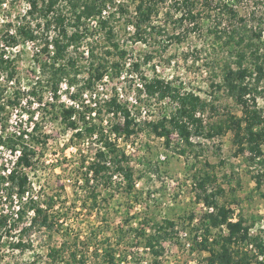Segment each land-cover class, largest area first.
Instances as JSON below:
<instances>
[{
  "label": "rangeland",
  "instance_id": "1",
  "mask_svg": "<svg viewBox=\"0 0 264 264\" xmlns=\"http://www.w3.org/2000/svg\"><path fill=\"white\" fill-rule=\"evenodd\" d=\"M30 7L29 0H0V32L4 33L9 25L12 29L25 22L35 25L37 14H29ZM259 7L249 6L243 1L241 13L250 22L249 31L257 20L253 17L254 11L255 16L264 17V6ZM176 17L178 14L174 17L161 14L155 21L161 28L153 30L149 41L143 42L132 39L133 29L126 26V15L117 14L114 20L116 39L123 49H127V55L121 60L119 74L113 70V74L102 84L132 91L136 83L135 76H132L135 72L126 61H139L143 75L172 81L182 90L194 91L212 102L216 109H206L203 114L205 124L225 117L228 111L240 115L241 108L228 91L214 86L222 83L227 64L236 65L235 49L227 44L224 28L229 19L212 14L204 16L200 26H193L188 21L184 24L175 22ZM89 27L87 37L78 50L70 48L82 68L76 82L71 81L73 71L61 80L57 91L52 88L54 80L50 64L55 48L51 46V53H47L43 47L46 36L55 33L54 27L48 32L40 29L35 41H21L11 48L17 66L16 74L12 79L6 74L0 75V85L5 89L0 101L6 103L5 109L0 111V133L11 135L16 128L26 127V117L38 122V133L43 142L38 145L33 167L28 170L31 191L38 195L39 201L47 204L53 198L55 203L50 211L53 220L49 226L24 230L30 225V216L32 218L29 210L24 220L16 222V227L8 226L9 232V228L0 232V264H47L50 248L59 247L65 241L72 243L76 236H80L81 240L91 238L100 249V256H92L87 264H208L209 252L199 244L205 236L201 219L208 210L202 204L204 201L199 199L202 190L198 181L205 175L211 176L208 191L218 186L224 189L218 200L233 209V217H242L250 225L252 234L263 235L264 198L253 176L256 168L248 161L249 151H238L230 131L212 138L193 136L189 144L178 138L176 130H173L169 144L166 137L163 141L161 135L154 131L153 124L163 118L169 124L168 120L178 105L170 98L157 97L149 101L139 93L135 109L137 120L131 135L139 138L144 152L135 158L127 156L135 173L134 189L129 191L126 188L127 178L123 173L114 174L107 184L103 179L86 183L93 163L100 160L98 155L94 160L91 158L97 153L100 141L91 136H76L75 130L63 122L60 112L67 104L62 95L71 93V89L62 83L74 85L73 96L81 98L84 105H87L85 99L90 97L81 93L85 90L82 87L88 61L79 51L87 50V44L93 43L97 51L104 53L107 42L104 30L96 19ZM261 43V53H264V31ZM147 55L151 58L145 61ZM245 64H251L250 60ZM122 74L124 77H121ZM259 88L264 91V79ZM15 91L19 92V101L29 99L28 105L19 106L18 111L8 104ZM35 101L41 104L34 106ZM258 105L264 110V92L258 96ZM145 109L148 117L142 116ZM102 116L108 119L112 129L121 131L119 117ZM95 121H100L99 117ZM104 140L109 141L107 136ZM71 144L78 146V154L70 153L69 156L68 147ZM4 145L9 146L8 143ZM162 152L167 154L164 162L159 160ZM4 157L3 148H0L1 163L5 162ZM6 193L4 190L0 197V212L3 213L7 209L12 210L17 199L15 196L10 199ZM167 220L174 221L175 227L170 226ZM154 229H160L165 236L159 256L144 245L145 233L150 234ZM223 233L227 234L225 227L212 228L210 241ZM20 239L25 245L18 247L15 243ZM79 245L82 250L92 252L94 249V244L89 249L82 242ZM243 247L249 249L250 254L257 252L250 242H245ZM108 252L115 254L113 263L108 261ZM258 258L264 261V254H259Z\"/></svg>",
  "mask_w": 264,
  "mask_h": 264
},
{
  "label": "trees",
  "instance_id": "2",
  "mask_svg": "<svg viewBox=\"0 0 264 264\" xmlns=\"http://www.w3.org/2000/svg\"><path fill=\"white\" fill-rule=\"evenodd\" d=\"M29 14H37L36 22L22 23L12 29V25L4 32H0V75L6 74L13 78L17 71L15 58L12 57L10 49L18 45L21 41L32 42L38 38L40 29L47 32L55 28L53 35H47L43 50L51 53V46L55 48L51 57L50 68L52 79L54 80L52 88L57 91L61 80L69 77L73 71L72 82L77 81V76L82 72L76 55L70 52L77 51L87 37L91 21L96 19L97 24L104 30V38L107 44L104 53L97 51L94 44H87V50L79 51L84 56L88 64L85 66L86 78L83 87L87 90L97 88L107 74H119L121 70V60L127 55V49H123L116 39V26L114 20L117 14L125 16L126 26L133 29L132 39L134 41L148 42L151 32L161 28L156 24V19L163 14L166 17H176L175 22L184 24L188 21L193 26H200L204 16L219 14L226 16L229 23L225 28L227 33V44L234 46L236 58L232 64H227L222 83L215 84L217 88H225L235 99L241 108V114L228 111L225 117L212 123L205 124L204 116L208 107L216 109L215 105L203 98L201 95L191 90H182L180 86L174 85L172 81L154 76L145 79L144 87L149 96H156L159 99L169 97L178 102L174 115L168 120L163 118L153 124L154 131L159 135L166 137L167 143L170 142V135L176 130L182 139L191 144V138L197 135H206L215 137L227 132L233 134L234 145L238 151H249L248 161L256 168L254 179L257 187L264 198V110L258 105V96L264 91L259 88L264 79V53H261V42L263 40L264 17H256L254 25L247 28L250 22L246 15L241 13V7L244 0H29ZM251 5L264 6V0H245ZM251 2V3H248ZM259 7V8H260ZM254 26V27H253ZM251 32V34H249ZM179 39L180 37L176 35ZM87 55H86V54ZM101 54V55H99ZM112 58V59H108ZM151 56H146L148 61ZM250 60L251 64H245ZM140 62L133 61V68L140 72ZM81 88V89H82ZM4 88L0 85V98L4 93ZM19 92H14L12 99H8V104H18ZM78 98L77 95H74ZM86 109H79L75 106L61 108L60 116L69 127L78 129L75 135L78 137L96 136L102 140L105 150L101 147L97 151L99 162H94L93 174L94 181L103 179L107 184L116 173H123L127 178L129 191L134 189V170L130 166L127 155L116 146L112 141L104 140L105 132L102 125L104 117L109 115L113 117L121 116L123 123L119 125L122 132L128 135L134 132L132 128L135 125V117L131 110L121 102L116 96L111 95L104 102L97 100L95 106L87 103ZM6 103L0 101V111L4 110ZM96 111L100 122H95L93 118L87 119L86 112ZM78 117L73 118L74 115ZM118 126L115 128L117 129ZM36 133H31L30 138H26V131L15 132L12 135L0 133V144L8 143L12 147L21 146L22 154L19 157L18 164L30 166L33 158L37 155V147L43 142L38 133V127L34 128ZM120 131V132H121ZM110 155V164H107L106 157ZM105 161V163H103ZM210 175H205L198 181V186L202 193L199 199H202L208 206H213L214 210L208 211L201 219L202 226L205 228V236L199 243L201 248L209 252L207 257L208 264H264L260 260L259 254H264V234H252L250 225L244 222L240 217L232 220L233 209L218 200V195L224 189L221 186L208 191V182ZM91 178L86 177V183L89 184ZM29 178L26 173H21L18 168L14 169L8 177L0 175V197L6 190L8 197L14 196L22 200L26 191L30 187ZM53 198L47 203V207L39 205V199L28 198L19 210V218L15 222H9V215L1 212L0 214V232L4 229L14 228L16 222L24 220L29 210L34 209L35 215L32 216L29 226L24 230L38 227H46L52 223L51 209L54 207ZM170 226L175 227V222L167 220ZM9 226V227H8ZM225 227L227 234H220L218 238L210 241L209 235L212 228ZM8 229V232L10 230ZM160 229H154L150 234L144 235V245L151 249L155 256H159L162 251L161 241L165 236L160 233ZM264 233V230H263ZM144 234V233H143ZM87 240V241H86ZM81 240L76 236L72 243L65 241L59 247L50 248L49 262L47 264H87L93 256H100L99 247L95 245L91 238ZM83 243L85 248L89 249L94 244L92 252L82 250L79 244ZM245 242H250L257 250L256 254H250V250L243 247ZM16 246L25 245L20 239ZM104 255V254H103ZM106 255V253H105ZM108 261L113 263L115 254L108 252ZM106 255V256H107ZM65 258V259H64ZM36 264V263H33Z\"/></svg>",
  "mask_w": 264,
  "mask_h": 264
},
{
  "label": "built area",
  "instance_id": "3",
  "mask_svg": "<svg viewBox=\"0 0 264 264\" xmlns=\"http://www.w3.org/2000/svg\"><path fill=\"white\" fill-rule=\"evenodd\" d=\"M126 64L129 68L132 69L133 72H135V74L134 75L132 74V76H135L136 83L134 84L135 88L132 91L127 92L121 86H117L116 89H114L113 86H111L110 88L105 87V84H102V82L109 78L110 74H107L104 77V79L100 83H98L96 89H94V90L85 89L81 93H82V96H84V97L90 96L89 98L85 99V101H86V103L90 104L91 106H95L97 104V100L104 102L106 99H109L111 95H114V96H116V98L119 102L126 105L131 110L132 115H134L135 120H137V115H136L135 109L137 107V104L139 103V93L141 96H144L149 101L156 100L157 97L148 95V93L144 87L145 79L142 77L143 73L134 70L133 61L128 60V61H126ZM144 76L147 77L148 79H151V77H148L147 75H144ZM121 77H124V74H122ZM62 84H65L66 87L71 89V93L69 95L68 94H64V96L62 95V97H63L62 100L67 102L65 107L75 106L81 110L84 109L85 106L83 103H81V98L77 99L73 96V92L75 91V86L69 85L68 83H62ZM138 87L141 90L137 89ZM108 89H109V92L105 93V90H108ZM50 98L53 99V96H51ZM167 98H169V97H166V99ZM28 100H29L28 98L22 99L18 104L12 105V108L15 109L16 111H18L19 106L28 105ZM33 104H34V106H38L39 104H41V102L35 101ZM86 113H87L86 117L88 119L93 118L94 121L98 119L95 110L93 112H91V114H90V112H86ZM38 114H39V111L37 112V115H35L36 119L39 116ZM142 116L143 117L149 116L147 114L146 109L143 110ZM76 117H78V115L75 114L73 116V118H76ZM118 117L120 118V121L123 123L122 117L121 116H118ZM26 122H27L26 127L16 128L13 133H15V132L19 133V132H22L25 130L26 131L25 136H26V138L29 139L31 133H36L34 128L37 126L38 122L35 119L29 118V117H26ZM95 122H100V121H95ZM102 125L104 127V132H105L106 136L108 137L109 141L114 142L116 144V146L118 148L122 149L127 156H129V157L131 156V157L135 158L137 156L143 155L144 151L141 150L139 138H137V139L133 138V135H131L132 133L130 135H128L126 132H122V131L117 132L115 129H112V125H108V119L107 118L103 119ZM109 126H111V127H109ZM70 128H72V127H70ZM74 130L76 132L78 129H74ZM13 133H11V135ZM175 135L178 138H182L177 131L175 132ZM92 138H97L99 140V138L96 136H93ZM160 138L163 141L165 140L164 135H161ZM99 141L100 142L98 145L99 146L98 149L101 147L102 149L105 150V147L102 144L103 143L102 140H99ZM4 144L5 143L0 144V148H3V153L5 156L4 157L5 162L4 163L0 162V166L3 165L2 169L0 170V173L3 176L8 177L9 174L14 169L18 168L19 172L26 173L28 175V170L33 167V163L30 166H26L24 164H20V165L18 164L19 157L22 154L21 146L12 147L10 145L8 146V145H4ZM36 147L38 148V146H36ZM68 151H69V156H70V153L76 155V154H78L79 148L77 145L71 144L68 147ZM96 157H97V153L95 152V156L94 157L92 156L91 158L94 160ZM107 157H108V159H106L107 164H110V155H107ZM166 159H167V154L162 152L159 155L160 162H164ZM88 174H89V178H91V182H93L94 181L93 169H91ZM28 178H29V175H28ZM29 182H30V179H29ZM30 197H34L36 199L39 198L38 195H35L32 193L31 186L26 191V194L23 196L22 200H20L18 198L16 199V204L12 207V210H10V209L5 210L4 213L9 215V222L18 220L20 208L22 207L23 203L27 202L28 198H30ZM202 204L205 205V208H207L208 211L214 210L213 206H208L204 202H202ZM39 205L41 207H44V208L47 207V204L42 202V201H39ZM0 214H1V212H0ZM30 214L32 216L35 215L34 209L30 210ZM232 220L235 221L237 219H235L233 217ZM29 222H31V216L29 218Z\"/></svg>",
  "mask_w": 264,
  "mask_h": 264
}]
</instances>
